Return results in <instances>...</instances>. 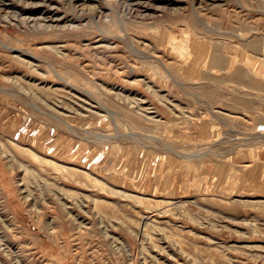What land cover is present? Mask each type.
I'll list each match as a JSON object with an SVG mask.
<instances>
[{
  "label": "rangeland",
  "instance_id": "obj_1",
  "mask_svg": "<svg viewBox=\"0 0 264 264\" xmlns=\"http://www.w3.org/2000/svg\"><path fill=\"white\" fill-rule=\"evenodd\" d=\"M0 264H264V0H0Z\"/></svg>",
  "mask_w": 264,
  "mask_h": 264
},
{
  "label": "bare ground",
  "instance_id": "obj_2",
  "mask_svg": "<svg viewBox=\"0 0 264 264\" xmlns=\"http://www.w3.org/2000/svg\"><path fill=\"white\" fill-rule=\"evenodd\" d=\"M2 2H4V1H2ZM145 101V100H144Z\"/></svg>",
  "mask_w": 264,
  "mask_h": 264
}]
</instances>
